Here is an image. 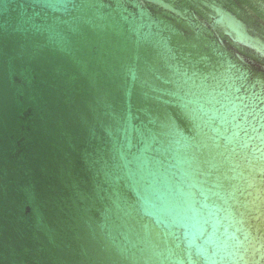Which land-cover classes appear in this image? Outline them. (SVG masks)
<instances>
[{
  "label": "water",
  "instance_id": "obj_1",
  "mask_svg": "<svg viewBox=\"0 0 264 264\" xmlns=\"http://www.w3.org/2000/svg\"><path fill=\"white\" fill-rule=\"evenodd\" d=\"M0 264H264V0H0Z\"/></svg>",
  "mask_w": 264,
  "mask_h": 264
}]
</instances>
